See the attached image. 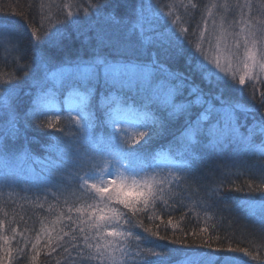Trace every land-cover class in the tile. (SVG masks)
I'll use <instances>...</instances> for the list:
<instances>
[{
    "label": "trees",
    "instance_id": "trees-1",
    "mask_svg": "<svg viewBox=\"0 0 264 264\" xmlns=\"http://www.w3.org/2000/svg\"><path fill=\"white\" fill-rule=\"evenodd\" d=\"M210 1L143 0L144 14L152 21V27L161 32L171 28L183 36L180 29H189L188 35L201 42L205 53L212 59L206 46L211 29L206 25L208 16L205 8ZM97 2L109 3V0H0V22H11L22 49V52L14 51L15 42L9 43L7 38L0 37V85L6 82L17 85L9 103L19 98L28 110L33 100H38L41 111L58 113L62 117L53 129L37 128V122L33 120V127L27 130L30 144L24 143L23 136L19 142L9 136V143H24V147L17 146L10 152L0 150V264H133L137 251L142 253V257L135 260V264H143L144 260L151 264H181L185 261L189 264H264V137L259 134L253 136L250 145L231 142L222 151H203L195 159L178 156L174 137L179 136L183 121L168 119L166 105L170 99H175L176 103L192 99L195 104V97L187 88L172 96L174 82L152 66L151 57L156 49L148 42L150 32L142 38L144 46L140 53L132 58L134 63L143 66L142 70L132 72L136 77L131 76L130 80L117 77L113 84L111 78L106 82L101 73L98 80L93 78L86 86L83 81L73 82L85 90L90 88L87 114L67 108L62 83L52 89L56 105L40 103L50 90L49 82L54 73L63 67H71L62 63L65 59L89 61L97 56L113 59L108 49L98 48L94 41L85 43L83 36L77 35V26L68 23L72 17L83 20L87 16L89 18L80 25V31L92 35L90 28L106 27L108 14H122L123 10L116 8L114 3L107 10L96 12L90 9L85 12L89 5ZM136 2L139 4L140 0ZM192 4L197 7L192 8ZM242 5V2H236L233 11L231 7L229 13L223 9L221 15L226 14L230 21L232 12L236 16ZM246 5V18L253 21L259 3L246 0ZM260 7L264 9L263 4ZM69 13H72L71 17ZM33 27L40 39L30 42ZM201 32H204L203 37ZM34 43L39 47H34ZM183 43L186 47L187 41ZM56 44L60 46L48 71L38 69L37 62L41 56L53 50ZM160 62L169 71H187L182 61L161 56ZM231 77L227 76L228 81L237 88L243 87L244 91L240 95L226 90V96L231 95L256 115V120L249 115L247 127L240 129L247 136L248 129L259 122L260 115H264V108H260L258 103L259 96L264 93V84L260 83L264 78L257 75L240 86L238 74H235V81ZM197 86L206 89L198 78L188 85L193 89ZM254 90L255 101L251 99ZM148 97L152 102L145 108L143 105ZM116 101L123 106H115ZM109 112L116 120L129 123L125 131L127 136L122 131L117 133L118 127L109 117ZM3 115L4 111L0 110V116ZM70 115H76L81 124L86 125L84 133L78 131L77 117L74 116L73 121L67 118ZM240 120L244 122L242 114ZM153 121L163 123L164 127L160 129L157 125L158 134L140 148L134 160L121 158L114 148L107 147L110 143L115 145L121 138L127 141L128 146H136L137 138L134 137L135 132L131 133V128L138 132L144 130L142 125H153ZM89 124L90 127L87 126ZM0 128L7 130L8 125L0 121ZM81 135L88 137V143L80 142ZM77 150L79 153L87 150L97 155V160L78 166ZM109 151L120 158L118 164L109 165V159H106ZM112 166L130 181L125 185L129 199L136 198L137 189L148 191L147 185L152 186L154 193L162 189V194L155 201L154 208L150 205L151 211L136 217L117 205L127 213V217L132 218L131 224L122 219L120 230L131 231L133 235L127 239L106 237L112 241L106 258L103 262L99 258L89 260V250L80 228H85L89 242L93 244L91 251L95 252L97 240L91 239L95 232L88 228L87 220L91 211L89 206L100 205L99 197L94 198L95 190L91 184L100 186L104 180L116 177L106 175V170ZM102 174L106 175L104 180ZM169 214L172 225H168ZM148 215L159 216L160 219L149 220ZM82 219L85 221L83 225L80 223ZM144 227H151L166 239L151 236ZM201 228L206 231L201 233ZM73 235L77 237L75 241ZM137 235L141 237L139 241L135 239ZM65 248L69 251L65 252ZM238 248L245 251L232 250ZM82 249L84 255L78 256ZM149 249L157 255H150Z\"/></svg>",
    "mask_w": 264,
    "mask_h": 264
},
{
    "label": "snow or ice",
    "instance_id": "snow-or-ice-1",
    "mask_svg": "<svg viewBox=\"0 0 264 264\" xmlns=\"http://www.w3.org/2000/svg\"><path fill=\"white\" fill-rule=\"evenodd\" d=\"M116 8L122 9L121 13H110L106 16V27L99 29H89L92 35L87 32L80 31V25L86 23L89 17L85 16L83 20L79 17H72L68 20L69 24L76 25V32L78 36H83L85 43L95 42L98 48H104L109 50V55L113 56L112 60H109L107 56H97L93 60L83 61L79 58L77 60L65 59L62 61L65 65H71L67 71L72 80L69 81V86L73 82L83 81L86 86L92 82L93 78L99 79L101 73L103 74L105 81L110 78L113 80V84L117 82L116 78L122 72H137L142 70L143 66L134 63L132 58L136 57L144 46L143 37L147 32L151 33L148 38L150 45L156 49L151 57V63L154 68H159L161 72H164L169 80L173 81L172 96L175 97L178 93L184 89L190 92L191 96L195 97V104L192 99H189L186 103H176L175 99H170L166 108L168 109L167 116L170 120H182V128L178 137H174L178 151L177 155L180 157L198 158L199 153L208 150L222 151L228 143H243L251 144L253 136L259 134L264 137V115L259 116V122L254 124L248 129V135L245 136L241 133L242 127H247V117L252 115L253 120H256V115L250 108H245L238 100L233 99L231 95L226 96V90L229 93L238 92L243 94L244 88H237L234 83H230L227 79V73L221 75L224 71L219 57L213 62L209 59L205 53L204 47L201 42H196L192 37L188 35L189 29H180L183 36L177 35L171 28L167 32H161L158 29L152 27V21L149 20L144 12L145 5L143 0H140L137 4L136 0H109V3H93L89 5L88 9H85L87 13L90 9L96 12L107 10L112 4ZM192 8H196V4L191 5ZM150 7V5H149ZM68 16H72L69 13ZM175 23V21H173ZM243 31V29H241ZM193 36L195 33L192 34ZM204 32L200 33L203 37ZM239 35V33L237 34ZM253 35V34H249ZM0 37L7 38L9 43L15 42L13 48L16 52H22L19 45V36L14 31L11 22H0ZM40 36L35 27L32 28L30 34V42L39 40ZM47 39H51L47 37ZM63 39V37H62ZM183 41H187L185 47ZM256 41H252V47H249V39L244 40L245 49V62L244 68L248 69V60L252 61V66L259 65L261 70H264V54L260 55V59L257 60V53L253 50L255 48ZM34 47H39L38 44H33ZM59 44L53 46V50L46 51L41 56L39 62H37V68L45 72L48 71V67L52 60L56 57ZM239 41L236 43V48L239 49ZM217 51H219V43H217ZM236 55V53H233ZM163 56L168 60L182 61L185 68V72H172L169 71L167 66L160 62V57ZM23 58V57H21ZM238 58V56H237ZM30 74V71H29ZM247 75V73H246ZM246 75L239 76V85L244 86ZM199 79L202 84L206 85V89L202 87L189 88L188 85L193 81ZM232 81H235V74L231 77ZM251 80L252 77L248 76ZM264 84V80L260 81ZM17 85L12 83H5L0 85V110L4 111V115L0 116V121L5 122L8 125L7 130L0 128V150L4 152H10L13 149L23 148L24 143H31L28 139L27 130L33 127L32 121L35 120L37 128L53 129L57 127V124L61 121L62 117L58 114H49L39 109L38 100H33L32 107L25 110L22 101L17 98L12 104L9 100L12 98L13 93ZM87 98L81 97L83 103ZM251 99L256 100L255 90L251 94ZM135 102V101H133ZM152 102L151 98H146L144 107L147 108ZM259 107L264 108V93L259 96ZM196 104L199 107H196ZM193 111L195 115L193 116ZM258 111V109H257ZM244 117V122L241 123L240 116ZM114 123H119L112 113H108ZM71 120L72 118L69 117ZM23 121V123H21ZM78 126V131L84 133L86 131V125H82L80 120L75 121ZM157 125L160 129H163V123L153 121V125L145 123L142 125L144 130L134 133V137L137 138L136 146H128L127 141L123 138L115 145L109 144L108 148H114V150L121 156V158L134 160L135 154L149 142L157 132ZM90 127L91 125H87ZM23 129V131H22ZM123 131L118 129L117 133ZM127 136V133H124ZM16 138L19 142V138L23 136L24 143L12 144L8 142V137ZM115 140V137H113ZM80 142L88 143V137L81 135ZM79 153V150H77ZM97 160V155L90 154L87 150L78 154V166L85 164H92ZM98 166V165H97ZM178 180L179 177H176ZM85 184L88 180L85 179ZM163 183V182H161ZM91 187L95 190L94 198L99 197L100 206H89L91 211L88 213V228L95 232V235L91 237L93 240H97L95 244V252H92L93 244L89 242L90 237L84 227L80 228V232L83 235V240L86 243V248L89 250L88 259L93 260L99 258L102 262L108 254V249L112 247V241L106 240V237L120 238L131 237L133 233L131 231H121L122 227L120 221L126 220L127 224L132 223V218L127 217V213L123 212L117 205H121L123 209L132 214V217H136L138 214H147L151 211L150 205L155 207V201L158 196L162 194V189L158 193L152 191V186L147 185L148 191H140L137 189L136 198L129 199V190L126 186L111 182L110 187H106L103 183L97 186L95 183L91 184ZM251 187V185H249ZM239 190V189H237ZM167 204V201H164ZM78 212L81 209H77ZM167 211V209H165ZM71 220V217H68ZM149 220L160 219L159 216L153 217L148 215ZM80 223L83 225L85 221L82 219ZM173 221L169 214L168 225H172ZM143 227V223L140 224ZM159 227V226H157ZM15 231V230H13ZM144 231L151 236H157L160 240L166 239L165 236L159 235L157 231H153L151 227H144ZM205 228H201L200 232H205ZM68 235V233H65ZM195 235V233H193ZM7 238H5L6 240ZM73 241L77 239L75 235L72 237ZM137 241L141 239L139 235L135 237ZM39 241V237H37ZM100 241H105L101 243ZM176 242V241H173ZM35 248L36 245H33ZM73 245V251H75ZM126 252V249H122ZM233 251L244 252L243 248L232 249ZM65 252L69 249L65 248ZM150 255H157L151 249L148 250ZM247 254V253H245ZM84 250L78 252V256H83ZM71 258V253H69ZM142 253L137 251L134 257V262L137 259H141ZM114 261V257L112 258ZM143 264H151L150 261L144 260Z\"/></svg>",
    "mask_w": 264,
    "mask_h": 264
},
{
    "label": "rangeland",
    "instance_id": "rangeland-1",
    "mask_svg": "<svg viewBox=\"0 0 264 264\" xmlns=\"http://www.w3.org/2000/svg\"><path fill=\"white\" fill-rule=\"evenodd\" d=\"M257 1L259 3V7L261 4L264 5L263 0V2H261L260 0ZM236 2L243 3L242 9L237 12L236 16L234 15V12H232L231 20L229 21L226 17V14L221 15V12H223V9H225V12L229 13L230 11L228 9H230V7L231 11H233V5L236 6ZM246 7H248L246 5V0H211L208 7L205 8L206 14L208 16V22H206V25H208V27L211 29V38L208 33L206 46L207 49L211 52V60H213V62L216 60L217 57H219L221 65L224 69V71L220 73L221 75H225V73H227V76L231 77V75L233 74H238L239 77L240 75H246L247 73L246 80H249L248 76L257 77V75L258 77L259 75H261L264 78V70H261L259 68V65L253 67L251 60L247 61V63L249 64V68H244L245 38L249 39V47H252L253 40L256 41V45L253 50L257 53V60L260 59L261 54H264V9H262L261 7L259 9V7H257L255 9L256 11L254 12V20L249 21L250 17L249 20L246 18V13H248ZM241 29H243V31H241ZM238 33L239 35H237ZM250 33L253 35H249ZM237 41H239L240 44L239 49L236 48ZM217 43H219V51H217ZM5 48L6 47H4V49ZM233 53H236V55H233ZM62 69L67 68L63 67ZM62 69L55 72L54 75L51 77L49 82V84H51V87L49 88L50 90L49 92L45 93L44 98L40 99V103L44 106L56 105V96L52 94V89L55 90V86L59 85V83H62L64 89L63 94L67 108H73L78 112H82L83 115L87 114V108L90 105L91 99L90 88L88 90H85L74 83L69 86L68 83L71 80L72 76H70L67 71H62ZM131 76L136 77L132 72L129 71L122 72L118 77H120L121 80H130ZM81 97H86L87 99L82 103ZM115 106L122 107L123 105L120 103V101H116ZM74 116L70 115L67 118L71 117L74 121V118L77 117ZM115 124L118 129H123L122 132L128 130L129 123H123L119 121V123ZM134 132H136V130L134 127H132L131 133ZM107 158L109 159V165L118 164L120 160L119 157L113 155V153H111L110 151L108 152V156H106V159ZM110 174H113L116 177L111 179L107 178L108 180H104L105 176H108ZM106 175L102 174V179L105 181L104 185L106 187H110L111 182H115L123 186L130 182L120 171H118L114 167L109 170H106ZM187 263L188 261H185L181 264Z\"/></svg>",
    "mask_w": 264,
    "mask_h": 264
}]
</instances>
